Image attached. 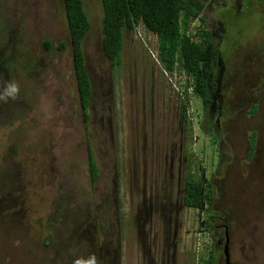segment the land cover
<instances>
[{
  "label": "rangeland",
  "instance_id": "374dc122",
  "mask_svg": "<svg viewBox=\"0 0 264 264\" xmlns=\"http://www.w3.org/2000/svg\"><path fill=\"white\" fill-rule=\"evenodd\" d=\"M82 1L91 26L82 40L91 83L86 120L62 0H0V86L20 87L18 99L0 103V264H73L91 255L99 264H204L212 251L210 215L217 227L226 224L232 263L264 264L262 0H245L238 30L225 15L227 33L215 41L228 89L216 131L206 129L198 96L190 94L182 119L183 97L177 99L173 85L169 90L160 71L152 73L155 36L141 42L124 31L121 63L111 71L101 49V0ZM208 1L184 0L197 7ZM192 18L190 34L198 25ZM176 69L192 93V78ZM252 133L256 148L248 158ZM89 149L98 170L94 183ZM172 157L181 160L179 171L171 168ZM188 164L195 175L203 167L214 193L200 219L191 208L168 212ZM170 217L178 219L175 244Z\"/></svg>",
  "mask_w": 264,
  "mask_h": 264
},
{
  "label": "trees",
  "instance_id": "16d2710c",
  "mask_svg": "<svg viewBox=\"0 0 264 264\" xmlns=\"http://www.w3.org/2000/svg\"><path fill=\"white\" fill-rule=\"evenodd\" d=\"M255 1L257 2V0H250L249 5H253ZM62 2L69 33V45L73 57L76 90L82 114L86 120L88 118V105L91 98V83L84 63L82 40L91 27L90 19L82 0H62ZM245 2L243 0L237 6L244 12L245 8L243 7ZM217 3H220V0H217ZM263 3L264 0L257 4L259 8ZM101 8V49L104 58L109 62L111 71L118 69L121 63L124 31H132L135 26L142 24L158 40V56L156 54V58L160 63L168 71L177 67L184 71L192 78L191 94L201 99L203 107L210 102V98L208 97L209 89L213 90L216 88V75L212 76L209 85H207V81L210 77L211 69L216 66L215 63L219 59L221 60V54L218 52L219 50H216L218 49L217 42H215L217 40H214L211 36L214 33L206 29V25L203 26V23L204 20L208 23L210 19L209 15L218 17L224 10L218 8L210 10V7L206 4L204 7H197L195 2L190 6L184 0H101ZM235 11V5L233 4L230 15L234 19V23L239 22V17L237 19L235 17ZM191 18L200 22V26L197 27L194 34L188 33L189 23L187 22ZM219 34L222 33L219 32ZM218 37H222V35ZM191 40L196 41L191 42ZM44 47L46 50H51V42L45 40ZM57 49L60 51L64 50L65 43L60 42L57 45ZM189 96L186 95L182 102L184 113H186L189 107ZM251 114H255V110ZM255 148L256 136L255 133H252L248 140V158L253 157ZM88 153L90 180L94 183L98 170L96 162L91 156L90 149ZM198 170L199 175L190 173L182 188L184 189L183 203L185 207L191 208L196 217L200 219V214L203 211L208 212L211 210L214 193L210 180L205 178L206 171L201 166H199ZM211 217V215L207 216L205 220L208 226L207 231L209 232L210 228L213 227L211 225ZM213 261V258L209 260L205 259L203 263L213 264Z\"/></svg>",
  "mask_w": 264,
  "mask_h": 264
},
{
  "label": "flooded vegetation",
  "instance_id": "af4514ba",
  "mask_svg": "<svg viewBox=\"0 0 264 264\" xmlns=\"http://www.w3.org/2000/svg\"><path fill=\"white\" fill-rule=\"evenodd\" d=\"M228 1H231V3L229 5L227 4V0H220V3H217V0H210L206 4V5H208L210 7V10H215L214 8H218L220 10H224V11L221 12V15H219L218 17H214L213 15H209L208 14L210 16V19H209L208 23H207L206 20H204V23H203V26L206 25V29H209L212 33H214L211 36L213 37L214 40H217L218 42H220L222 40V38L227 33V26L226 25H229V24H227V20H226V17L227 16H225V15H227V13L230 14V11L232 10V5L233 4L235 5V9H236V11H235V17H236V19H237V17H240L243 14V12H242L243 10L241 11L240 8L237 7L239 5V3H241L243 0H228ZM197 23H198L197 27L200 26V24H199L200 22L197 21ZM235 23H234V28H237V30L240 29L239 28L240 25H239V27L237 26V23H239V22H235ZM241 30H239V32ZM219 32H221L222 34H219ZM224 32H226V33H224ZM219 35H222V37H218ZM198 44H200V43H198ZM216 48H217V46H216ZM215 65L216 66L211 69L210 77H209V79L207 81V85L210 84V82L212 80V76L213 75H216L215 76L216 88L213 89V90L209 89L210 91H209V96L208 97L210 98V102H208L206 104V106L204 107V110H203V120L202 121L205 123L206 129H208V130H215L216 131V130H219L220 129L221 122H222V118H223V116L225 114V110H224V107H223V92L225 91L226 87H225V84L223 83V80H224L223 77H224L225 67L223 65L222 59L221 60L219 59L215 63ZM151 70H152V73H154L153 72L154 70L157 71V69L155 67L153 69L152 66H151ZM157 73H158V71H157ZM226 90H228V89H226ZM180 113H181L180 116H181L182 119H183V117H186V115L183 112V108L181 109V112ZM203 122L201 123L202 125H203ZM202 125H201V128H203ZM215 131H214V133H215ZM215 134L217 135L219 133H215ZM222 148L223 147H220L221 153L219 154V160H220L221 156L224 155V153H222V150H223ZM192 154H190V155L192 156ZM180 157H181V159H184V158H182V157H184L182 154H180ZM166 159H167V157H166ZM174 160H176V159H174V157H172L171 158V164H170L171 165V168L175 169V167H176L177 170H178V167L176 166V164H179L181 162V160H178L177 163H174ZM187 161H192V160L187 159ZM190 167L192 168V164H188V166H187V169L188 170H187V174H184L183 175V178L184 179H183L182 186L184 185V183L186 181V178H188V176L190 175V173H194L193 171L190 170L191 169ZM180 176L181 175L179 173L176 176L177 177L178 186L180 185V183H179ZM182 186H179V187H182ZM183 193H184V189L182 188V193H180V194L178 193L177 194L176 206H173V204L170 201L168 202L169 203L168 210L170 208L172 209V207L173 208L174 207L176 208V207L179 206L178 208H182V209L185 207V205L183 203V197H184V194ZM168 212H171L172 213L171 210H169ZM173 219H174V217L173 218L170 217L168 219V221H169L168 222V226H169V230H170L173 227V226L171 227L172 222H173V225L175 224L174 225L175 227L173 229V232H171V233L174 234L173 235L174 236L173 239H174V244H175L176 243V241H175L176 238L175 237L178 236V232H179L178 230L179 229H178V226L176 227V224H178L176 222V219L177 218H175L174 220ZM177 221H178V219H177ZM216 221H217V219H215L214 221H211V225H213V227H212V232L213 233L210 236V239L212 241L211 242L212 243V251H209L208 252V254H207L208 256L206 257V259L209 260V259H212L213 258L214 259L213 264H218L219 259L220 258H223L224 259V263L226 264V258L224 256V246H225V244L227 242V238H226V234H227V236H228L229 262H230V264H235V263H232L230 261V257H231L230 256V242H229V235H228V230L226 228V225H220V226L217 227L216 224H215ZM219 227H223V234H221L219 232V230H220ZM168 233H170V232H168ZM191 252H193L192 249H191Z\"/></svg>",
  "mask_w": 264,
  "mask_h": 264
},
{
  "label": "clouds",
  "instance_id": "9594fccd",
  "mask_svg": "<svg viewBox=\"0 0 264 264\" xmlns=\"http://www.w3.org/2000/svg\"><path fill=\"white\" fill-rule=\"evenodd\" d=\"M140 26H142L141 28H143L144 30H146L145 29V27L142 25V24H139L138 26H135L134 27V29L132 30V31H134V33H135V39H137V40H140L141 42H143L145 39L144 38H146V37H149L150 39H151V36L150 35H153V36H155L154 34H152L151 32H149V31H147V32H149V33H147V34H149L148 36L146 35V33L145 32H141V30H139V28H140ZM156 37V36H155ZM147 44V43H146ZM154 57H156L155 55H153V58ZM153 62V64H154V67L156 68L157 67V65L158 64H156V62L154 61V59L152 60ZM159 61V60H158ZM159 63H160V61H159ZM161 64V63H160ZM161 67L167 72V73H169V77H171L170 79H173V81H175V83H178V84H180L181 85V87L184 89V93H183V101H184V99H185V97H186V95H190L191 93H189V92H185L186 90H187V87H188V85H187V83H185V84H183L182 83V81H183V75H184V73H183V75L182 74H179V72L177 71V70H175V69H172L171 71H168L166 68H165V66L164 65H162L161 64ZM180 70V69H179ZM157 71H160L161 72V70H160V68H157ZM180 71H182V70H180ZM160 72H159V74H160ZM184 72V71H183ZM162 74V73H161ZM166 80H165V79ZM163 80L164 81H166V83H167V86L169 87V90H171V84H170V82H169V80H168V78H166V77H164L163 76ZM188 83L189 84H191L189 81H188ZM172 91V90H171ZM19 93H20V87H19V85H18V83H16V82H14V81H11V82H4L3 84H2V86H0V103H4V104H6V103H8L9 102V100H16V99H18V97H19ZM174 93V92H173ZM175 94V93H174ZM176 95V97H177V99L179 100L181 97L176 93L175 94ZM182 101V102H183ZM191 123V122H190ZM73 264H99V261L97 260V257L95 256V255H91L88 259H76L74 262H73Z\"/></svg>",
  "mask_w": 264,
  "mask_h": 264
},
{
  "label": "built area",
  "instance_id": "2783aa9c",
  "mask_svg": "<svg viewBox=\"0 0 264 264\" xmlns=\"http://www.w3.org/2000/svg\"><path fill=\"white\" fill-rule=\"evenodd\" d=\"M154 61L156 62V64H158L157 66H159L161 73L164 77L168 78L169 82L171 85H173V89L174 91L180 96L183 97V93H184V89L181 87L180 84H178V87L175 86V81H173V79H170L171 77H169V73H167L162 67L161 64L159 63L158 59L156 57H154ZM183 82V81H182Z\"/></svg>",
  "mask_w": 264,
  "mask_h": 264
},
{
  "label": "water",
  "instance_id": "95a60500",
  "mask_svg": "<svg viewBox=\"0 0 264 264\" xmlns=\"http://www.w3.org/2000/svg\"><path fill=\"white\" fill-rule=\"evenodd\" d=\"M226 238H227V242H226V244L224 246V256L226 258V264H230V262H229L228 236H227V234H226Z\"/></svg>",
  "mask_w": 264,
  "mask_h": 264
}]
</instances>
